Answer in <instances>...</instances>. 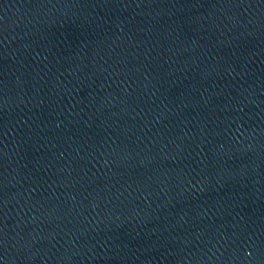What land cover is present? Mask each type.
I'll return each mask as SVG.
<instances>
[{
    "label": "water",
    "instance_id": "water-1",
    "mask_svg": "<svg viewBox=\"0 0 264 264\" xmlns=\"http://www.w3.org/2000/svg\"><path fill=\"white\" fill-rule=\"evenodd\" d=\"M0 264H264V0L2 144Z\"/></svg>",
    "mask_w": 264,
    "mask_h": 264
}]
</instances>
